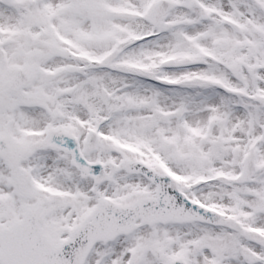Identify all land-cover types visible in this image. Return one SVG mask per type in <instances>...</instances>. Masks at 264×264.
I'll return each mask as SVG.
<instances>
[{
	"label": "snow or ice",
	"instance_id": "snow-or-ice-1",
	"mask_svg": "<svg viewBox=\"0 0 264 264\" xmlns=\"http://www.w3.org/2000/svg\"><path fill=\"white\" fill-rule=\"evenodd\" d=\"M0 264H264V0H0Z\"/></svg>",
	"mask_w": 264,
	"mask_h": 264
}]
</instances>
